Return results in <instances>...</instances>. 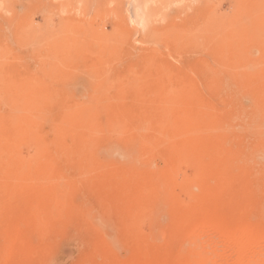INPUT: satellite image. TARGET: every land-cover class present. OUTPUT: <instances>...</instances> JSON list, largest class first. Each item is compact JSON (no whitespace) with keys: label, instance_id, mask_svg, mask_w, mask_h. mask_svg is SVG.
<instances>
[{"label":"rangeland","instance_id":"rangeland-1","mask_svg":"<svg viewBox=\"0 0 264 264\" xmlns=\"http://www.w3.org/2000/svg\"><path fill=\"white\" fill-rule=\"evenodd\" d=\"M195 219L264 264V0H0V264H174Z\"/></svg>","mask_w":264,"mask_h":264},{"label":"bare ground","instance_id":"bare-ground-1","mask_svg":"<svg viewBox=\"0 0 264 264\" xmlns=\"http://www.w3.org/2000/svg\"><path fill=\"white\" fill-rule=\"evenodd\" d=\"M54 99H56L55 97H54ZM152 102V101H151ZM154 103V102H153ZM152 103V104H153ZM156 106V107H155ZM159 106V105H158ZM151 106H149V108H150ZM173 107V106H172ZM185 108V109H191V106H187L186 104H181L180 106H179V108ZM131 108V107H130ZM153 108H156V109H158V107H157V105H154V107ZM159 108H160V106H159ZM127 109H129V107L127 108ZM63 118L64 119H66L67 121H69L70 119H72V116H71V114L70 113H64V115H63ZM150 201L152 200L151 198L149 199ZM209 224V223H208ZM186 225V226H185ZM205 225V221H203V220H199V219H195L194 221H192L191 223H189V224H181V226L180 227H182V228H184V231H186L185 232V238H187V240H189L188 241V244H190L191 243V245H186L185 244V246L184 247H182V249H180L179 250V252H178V254H177V256L175 257V262H174V264H207L206 262H208V258H209V256H210V254H211V252L209 253L208 251H207V253L205 252V253H202V252H200V250H197L195 247H194V245H195V243H194V245H193V243L192 242H190V240L191 241H194L195 239V236L197 235V234H199V233H197L199 230H201L202 229V227ZM207 227H208V225H207ZM211 227V226H210ZM205 229V228H204ZM211 229V228H210ZM212 230V229H211ZM248 230V229H247ZM247 230H245L243 233H238L237 235H234V236H232L231 238H223V239H221V238H219V236H218V239H221V240H223V243L221 244L222 246H224V244H225V246H226V249H225V247H224V249L225 250H228V248H230L231 250H232V254H231V256H233V260L231 261L232 263L231 264H252L253 262H252V260L251 259H253V257L255 256L254 255V253L256 252L255 251V246H254V243H251L250 242V239H251V233H248L247 232ZM4 231V230H3ZM202 231V230H201ZM205 231H208L207 229L205 230ZM204 231V232H205ZM215 231H216V229H215ZM248 231H250V230H248ZM195 233H197V234H195ZM216 233H217V231H216ZM215 233V234H216ZM203 235V234H202ZM205 235V234H204ZM200 236V235H199ZM202 237V236H201ZM209 237V236H208ZM213 237H214V235H213ZM222 237V236H221ZM217 239V238H216ZM217 239V240H218ZM185 240V239H184ZM186 241V240H185ZM195 241H197V240H195ZM219 241V240H218ZM21 242L23 243L24 242V240H21V238L20 237H18V236H15V235H12V236H9V235H7L6 236V239L4 240V242H3V245H2V248H1V256H3V254L4 255H6V256H8V255H10L11 253H13L14 251H16V249L18 248V246H20L21 245ZM190 242V243H189ZM248 242V243H247ZM186 243H187V241H186ZM202 243H204V241L202 242ZM220 243V242H219ZM257 244V243H256ZM262 244V243H261ZM215 246V245H214ZM250 246H252V248H249L250 250H248V251H243L242 250V252L238 255L237 254V252H238V248H242V247H250ZM262 246V245H261ZM212 247H213V245H212ZM220 247V246H219ZM262 247H264V245L262 246ZM214 248V247H213ZM256 248H257V251H258V249L259 248H261L260 246H259V244L256 246ZM223 249V248H222ZM210 250H212V249H210ZM214 250V249H213ZM212 250V251H213ZM202 251V250H201ZM214 252V251H213ZM224 252V251H223ZM213 254V253H212ZM227 255H228V253H227ZM213 256V255H212ZM211 256V257H212ZM215 256V255H214ZM213 256V257H214ZM259 257H261V256H259ZM131 264V263H130ZM139 264V263H138ZM228 264H230V261H229V263Z\"/></svg>","mask_w":264,"mask_h":264}]
</instances>
